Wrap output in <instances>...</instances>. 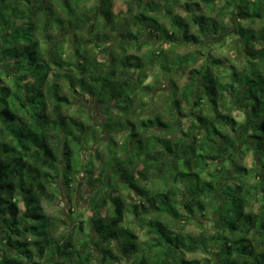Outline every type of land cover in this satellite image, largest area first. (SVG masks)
I'll return each mask as SVG.
<instances>
[{
	"label": "trees",
	"instance_id": "trees-1",
	"mask_svg": "<svg viewBox=\"0 0 264 264\" xmlns=\"http://www.w3.org/2000/svg\"><path fill=\"white\" fill-rule=\"evenodd\" d=\"M88 1L0 0V264H203L188 253L210 250L216 264H264V0H135L119 13ZM231 15L244 61L225 66L203 47ZM145 31L162 46L142 52ZM162 75L169 119L142 114ZM243 128L250 169L234 149ZM226 168L235 178L220 184ZM79 175L94 189L82 219L52 202L62 185L73 201ZM210 214L220 225L200 223Z\"/></svg>",
	"mask_w": 264,
	"mask_h": 264
},
{
	"label": "rangeland",
	"instance_id": "rangeland-1",
	"mask_svg": "<svg viewBox=\"0 0 264 264\" xmlns=\"http://www.w3.org/2000/svg\"><path fill=\"white\" fill-rule=\"evenodd\" d=\"M135 0H114V6L113 10L115 13H119L120 11L123 12H129L130 11V5L134 2ZM95 0H89V4H93ZM228 26L226 29L223 30V32L220 35H213L209 36L206 38V45L203 47V51L206 52L203 55L206 56L208 55L209 52H211L212 56L215 58H220L222 64L225 66H230L232 64H236L238 61H244V58L242 55H238L234 49V44L236 43L235 40V34L237 32V27H238V18H235V15H231L230 18H226ZM254 28L259 29L260 27L264 26V22H256L254 25ZM72 30H69L71 32ZM142 39L147 40L148 44L145 48H143L142 52H145L148 48H151L152 50L158 49L159 47L162 46L163 43H160L152 34H150L148 31H145L142 35ZM66 43L69 45V38L66 39ZM165 47H169V44H164ZM191 46H182L180 50L183 51H188L191 50ZM98 54L100 57L103 56L102 52L98 51ZM206 58V57H203ZM202 60H199L197 64H201ZM241 63V62H239ZM7 71L10 73L12 72V69L9 67H5ZM154 74V73H153ZM176 78V77H175ZM160 82L161 85L157 87V89L154 91V103L152 106L148 107V109L144 110L142 114H145L146 116L151 113V112H156L164 110L168 104V98L171 95V92L173 90L171 82H167V77L161 76L160 77ZM186 80V77H181L179 78V84L182 85L184 81ZM150 82H155V76L149 77L147 83ZM245 97H244V89H241L239 94H237L236 98H233V102L235 103L236 108L233 111V114L237 116L238 120H242L244 118V112L243 109L245 108ZM75 105H82L86 107L91 116L92 119L98 123V121L103 122L104 121V116L100 114V104L96 102V100H91L88 101L85 99L83 96H77V99H75ZM156 105V107H154ZM163 117L165 119H169L171 116L167 112H162ZM102 133V138H105L106 140L109 138V134L107 133L106 130L101 131ZM106 136V137H104ZM168 136H170L168 134ZM124 136L119 135L117 137V140L120 143L123 142ZM238 144L235 146V150L241 155L239 159L250 169L255 165V162H258V154L254 150V142H252L251 138L246 137L245 130L244 128L240 131L238 134ZM251 140V141H250ZM91 142L90 144H92ZM95 149L100 148L103 146L102 144L94 143L91 145ZM100 146V147H99ZM86 155L83 156L85 158ZM255 172V171H254ZM234 172H232L231 168H226L223 176L220 180V184L226 181H232L235 177ZM98 177V171L93 175V182L94 180ZM251 181H253L251 179ZM72 183V182H71ZM71 191L72 195H74L73 201L69 200L68 196V190L66 191V187L62 185V193L54 199L53 204L55 207L63 211L66 216H68L70 209H73L75 214H78L79 212L81 213L80 218H86L92 213V208L90 207L91 204V194L94 193V189L92 188V185L87 183V179L85 175H79L77 181L71 186ZM212 217L215 221L216 225H220L219 217L213 214L208 215V218H203L200 217L199 221L201 224H205L207 226L211 227V220L209 219ZM73 224V223H72ZM187 229L190 230L191 232L198 233L201 230V227H199L197 224H190L187 226ZM142 239L145 238L140 232ZM0 240H2L0 236ZM211 253V254H209ZM209 253H188V258H199L202 260L203 264H212L211 261H205V258H215L216 262L213 264H216L219 260V255L215 250H210ZM132 260H129L128 262H121L120 264H132Z\"/></svg>",
	"mask_w": 264,
	"mask_h": 264
}]
</instances>
